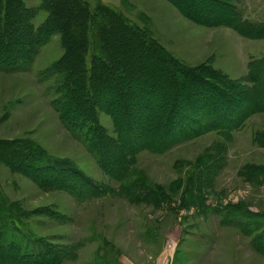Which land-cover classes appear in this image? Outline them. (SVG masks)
Listing matches in <instances>:
<instances>
[{
  "label": "rangeland",
  "instance_id": "obj_1",
  "mask_svg": "<svg viewBox=\"0 0 264 264\" xmlns=\"http://www.w3.org/2000/svg\"><path fill=\"white\" fill-rule=\"evenodd\" d=\"M83 1L93 11L99 5L111 6L155 40V56L145 61L154 72L151 80L159 85L151 93L158 96L157 108L163 109V102L168 104L174 95L157 78L161 61L175 59L201 67L212 83L231 85L234 93L251 85L252 66L264 65V37H248L231 26L211 24L212 11L218 10L211 4ZM15 2L21 11L18 31L33 44L36 31L55 18L46 0ZM234 2L243 18L264 27V0ZM64 53L63 35L54 31L29 50L16 68L0 66V238L7 239L9 232L18 240L25 236L30 250L39 254L40 248L48 264L54 260L53 264H264V254L254 248L251 237L224 222L221 215L230 204L242 206L238 214L243 220L246 208L264 212V144L260 141L264 110L252 112L237 127L206 130L163 152L143 149L135 154L129 162L130 178H140L157 190L160 201L155 205L138 199L135 189H130L135 183L120 188L61 120L52 104L56 76L46 72ZM214 83L188 104L223 118H236L248 110L244 99L226 104ZM184 95L176 97L182 101ZM123 106L114 111L98 108V120L111 138L117 136L112 115ZM220 106L227 110L223 115ZM182 116L186 115L170 117L181 132L188 134L195 125L209 126L204 119L191 125ZM24 142L38 145L62 164L72 163L103 193L88 198L59 187L55 177L44 184V173L23 167L25 159H18ZM21 256L19 249L5 251L1 261L19 264L14 258Z\"/></svg>",
  "mask_w": 264,
  "mask_h": 264
},
{
  "label": "trees",
  "instance_id": "obj_2",
  "mask_svg": "<svg viewBox=\"0 0 264 264\" xmlns=\"http://www.w3.org/2000/svg\"><path fill=\"white\" fill-rule=\"evenodd\" d=\"M67 1H70L69 5ZM174 1L178 4L186 2L192 7L196 3L205 6L211 4L218 8L211 10V24L231 26L248 37H264V27L243 18L242 11L234 0ZM46 2L55 20L49 21L36 31V40H32V44L18 31L16 23L21 17V11H17L18 4L15 0H0V66L16 68L26 59L29 50H33L34 46L54 31L61 32L65 53L46 72L47 75L53 73L56 76L53 86L55 98L52 104L64 125L85 144L120 188L135 183L134 188L130 189H135L138 199L153 202L155 205L160 201L156 197L155 188L142 183L140 178H130L132 176L129 162L135 154L143 149L163 152L206 130L237 127L252 112L264 110L263 63V66L251 67V85L245 90H237L234 93L230 90L231 85L226 87L213 82L214 86L217 85V91L225 98L226 104L232 105V102L244 99L243 105L248 106V110L240 112L236 118L229 115L223 118L216 116L215 112L208 108L200 109L188 104L199 97L197 94L204 92V87L212 86L213 83L210 76L202 73L201 67L193 68L175 59L161 61L157 70L154 69L158 73V80L166 83L174 94L168 104L163 102V109L157 108L158 96L152 94L159 85L151 80L150 76L154 72L150 71L145 60L155 56L154 48L158 46L146 30L127 20L109 5H99L98 9L93 11L83 0ZM183 93L185 99L182 102L176 96ZM202 100L204 99L201 98L200 101ZM119 104H124V109L112 115L117 136L111 138L98 120V108L114 111ZM218 109L222 115L227 111L224 107ZM177 114L186 115L182 118H187L191 125L194 120L202 123L201 119H204L209 126L195 125L196 128L190 133L181 132L180 129L176 130V124H172L170 118ZM161 116H164L162 120L159 119ZM260 141L264 144V135ZM18 150V159H25L23 167L44 173V184L55 177L59 187L69 188L82 196L89 198L103 193L95 189L94 182L72 163H60V160L49 156L38 145L24 142ZM14 157L15 155H12L10 158ZM76 183H81L82 187L79 188ZM241 208L242 206L237 204L225 206L221 213L222 220L241 228L251 237L254 248L264 254V212L258 214L246 208L244 216L241 215L245 217V222L242 217L239 218ZM9 234L7 239L0 238V264L3 253L15 249L21 250V259L14 258L19 264H48L49 259L44 260L46 255L41 253L40 248L39 254L30 250L29 244L25 243V236L22 237L26 240H18Z\"/></svg>",
  "mask_w": 264,
  "mask_h": 264
}]
</instances>
